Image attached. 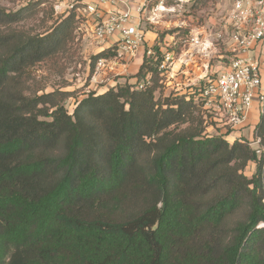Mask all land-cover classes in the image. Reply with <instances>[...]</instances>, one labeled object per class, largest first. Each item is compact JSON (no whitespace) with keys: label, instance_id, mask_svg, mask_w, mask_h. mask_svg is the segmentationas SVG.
<instances>
[{"label":"trees","instance_id":"obj_1","mask_svg":"<svg viewBox=\"0 0 264 264\" xmlns=\"http://www.w3.org/2000/svg\"><path fill=\"white\" fill-rule=\"evenodd\" d=\"M28 11L0 7V264H264V113L257 155L203 133L195 87L156 98L165 32L133 82L69 113L70 92L31 91L27 71L63 46L76 12L36 33L19 24Z\"/></svg>","mask_w":264,"mask_h":264},{"label":"built area","instance_id":"obj_2","mask_svg":"<svg viewBox=\"0 0 264 264\" xmlns=\"http://www.w3.org/2000/svg\"><path fill=\"white\" fill-rule=\"evenodd\" d=\"M146 1L139 0L131 5L127 0H67L65 10L60 7L59 13L74 9L79 20L77 35L82 33V39L88 40L94 52L104 49L114 52L113 56L100 57L95 62L96 70L104 69L110 78V75H116L114 64L129 63L145 41L142 19L145 18ZM228 2L225 65L214 77H206L194 86V100L200 104L204 122L210 117L223 129L222 135L232 140L243 139L240 131L249 122L254 105L259 117L264 113V0ZM160 4L162 1L150 10L160 11L164 8ZM118 5L122 7L118 8ZM107 6H113V9L109 10ZM165 10L173 11L174 6L165 7ZM145 19L153 23L152 17ZM187 40L199 53H205L213 46L212 42L204 43L199 33L190 34ZM146 52L150 54L151 49L147 47ZM171 57L169 52L165 53L160 65V68H167L166 72ZM246 139L259 155L262 147L254 128L251 138Z\"/></svg>","mask_w":264,"mask_h":264},{"label":"rangeland","instance_id":"obj_3","mask_svg":"<svg viewBox=\"0 0 264 264\" xmlns=\"http://www.w3.org/2000/svg\"><path fill=\"white\" fill-rule=\"evenodd\" d=\"M127 1L131 5L138 2L136 0ZM160 1H162L160 6H164V8L152 12L151 7L159 4ZM27 4L30 9L29 14L35 11L36 13L19 24L25 26V29L39 33L45 32L57 18L62 19V14L59 13L60 7L65 10L67 0H0V7L7 11H15ZM146 5L144 17H152L153 23L150 24L148 20L143 18V28L151 29L150 26L154 27V31L157 33L156 38L161 32H165L166 35L160 43L163 45L161 51H167L173 57L170 58L169 71L165 72L166 81L161 91H156V98L168 96L171 93H184L190 90L189 88L203 82L206 77H214L215 73L225 65L227 35L225 17L230 8L228 0H210L208 2L203 0H147ZM169 6H174V10L167 12L165 7ZM81 19L85 21V17L81 16ZM88 21L91 24L90 19ZM178 28L188 29L189 33L185 34ZM170 30L174 32L169 33ZM69 31L71 29H68ZM197 33L204 43L212 42L213 44L205 53H199L194 45L188 43V40L185 42L186 37L188 39L190 34L195 35ZM65 37L63 46L57 49L52 58L38 62L27 71V86L31 91H36L38 94L56 89L70 92V96L62 104L67 112L71 113L76 102L89 92H102L114 86L118 83L117 79L122 75L118 73L120 71H116V75L112 74L108 78L104 69L96 70L93 60L98 51L91 50L88 40L82 39V33L77 35L74 23L71 34L66 32ZM173 37L175 38L174 41ZM180 42L181 45L178 47L180 52H178L177 46ZM175 43L176 45H174ZM146 46L144 41L138 51L145 52L148 47ZM92 69L93 73L88 77ZM97 75L102 76L101 79ZM129 76L126 75L124 78L128 79ZM106 78L109 80H105ZM130 82H133V79ZM186 125L185 123L180 125L179 129ZM248 126L250 128H248V133H244L243 130ZM252 130L250 122H248L240 131L242 138H251ZM205 132L209 135H222L223 129L217 125V122L207 117V122H204L203 133ZM255 169V162H248L244 168V173L250 177Z\"/></svg>","mask_w":264,"mask_h":264},{"label":"crops","instance_id":"obj_4","mask_svg":"<svg viewBox=\"0 0 264 264\" xmlns=\"http://www.w3.org/2000/svg\"><path fill=\"white\" fill-rule=\"evenodd\" d=\"M136 1H139V0H136ZM121 7H122L121 5H118V8H121ZM107 9L111 10V9H113V6L112 7L107 6ZM150 28L151 29H144L145 43L148 47L154 43V41L156 39V35H157V33L154 31V27L150 26ZM143 54H144V52L142 53V52L138 51L137 54L132 58V60L129 61V63L114 64L115 70L120 71L118 73H120V75H122L117 79L118 83L124 82L126 80L124 78L126 75L131 76L138 71V69L142 63V60H143ZM97 77H99V79H101L102 76L97 75ZM123 78H124V80H123ZM105 80L108 81L109 79L106 78ZM119 80H123V81L120 82ZM129 81H131V79H129ZM103 88H105V87H103ZM258 121H259V116H258L257 111H256V105H254V108L252 109V111L250 113V119H249V122H250L252 129L254 128L255 124ZM248 128H249V126L245 130H243V132L248 133V131L250 129V128L249 129Z\"/></svg>","mask_w":264,"mask_h":264}]
</instances>
